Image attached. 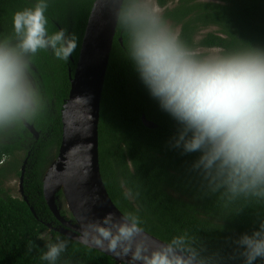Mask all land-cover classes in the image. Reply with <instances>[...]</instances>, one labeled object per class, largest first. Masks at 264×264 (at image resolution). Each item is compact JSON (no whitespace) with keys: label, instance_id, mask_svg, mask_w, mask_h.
Returning <instances> with one entry per match:
<instances>
[{"label":"trees","instance_id":"obj_1","mask_svg":"<svg viewBox=\"0 0 264 264\" xmlns=\"http://www.w3.org/2000/svg\"><path fill=\"white\" fill-rule=\"evenodd\" d=\"M94 2L48 0V34L64 28L77 36L75 62L71 57L58 60L50 48L33 55L31 75L39 86L42 106L27 121L35 125L40 137L36 139L24 121L0 131V264H48L41 256L47 244L57 238L68 245L56 264H119L113 257L57 230L60 222L47 204L43 187V176L62 143V108L71 90L70 70L74 73L76 69ZM157 2L166 7L175 0ZM35 3L36 0H0V38L15 40L14 13L34 7ZM163 17L174 25L182 24L179 37L194 51L198 47L219 48L220 52L250 45L264 47V0H180L167 8ZM210 27L215 29L197 41L201 30ZM127 45L128 34L118 24L99 125L100 165L109 195L127 217H135L138 226L149 234L167 243L186 234L202 247L203 254L218 252L222 264H242L235 239L264 220V199L244 195L231 198L222 189L212 191L203 182L191 167L198 153L184 154L171 146L176 122L160 109L139 80L126 58ZM143 115L158 127H147ZM6 157L11 160L5 161ZM26 160L24 192L29 202L22 195L7 193L2 186L8 173L21 176ZM62 214L73 218L67 207ZM46 232L49 238L43 236Z\"/></svg>","mask_w":264,"mask_h":264},{"label":"clouds","instance_id":"obj_2","mask_svg":"<svg viewBox=\"0 0 264 264\" xmlns=\"http://www.w3.org/2000/svg\"><path fill=\"white\" fill-rule=\"evenodd\" d=\"M47 8L48 0H36L34 7L16 11L15 40L0 38V131L41 109L31 57L50 48L58 60L67 61L77 48V36L67 29L48 34ZM115 16L128 34L127 60L160 109L176 122L171 146L184 154L198 153L191 167L212 191L264 199V47L200 54L180 39L156 0H117ZM138 230L131 216L120 222L115 235L102 229L112 238V248ZM235 244L242 264L264 261V220L240 234ZM67 245L57 238L47 244L41 259L56 264ZM133 261L222 264V257L218 252L203 254L200 245L182 234L161 247L138 246Z\"/></svg>","mask_w":264,"mask_h":264},{"label":"water","instance_id":"obj_3","mask_svg":"<svg viewBox=\"0 0 264 264\" xmlns=\"http://www.w3.org/2000/svg\"><path fill=\"white\" fill-rule=\"evenodd\" d=\"M116 3L117 0H95L91 9L76 69L74 73L70 70L71 90L62 108V143L56 159L43 176V187L47 204L60 222L59 232L113 257L119 264H135L133 253L138 246L152 249L168 243L138 226L131 240H120L116 248H112V238L102 231L109 230L115 235L120 222L127 217L109 195L100 165V111L117 33ZM119 40L122 42V37ZM71 59L75 62L73 54ZM142 119L147 127H158L146 115ZM24 125L39 139L40 132L33 123L24 121ZM26 163L27 160L22 167L19 187L29 202L24 192ZM60 192L73 219L62 214ZM125 248L129 250L125 252Z\"/></svg>","mask_w":264,"mask_h":264},{"label":"rangeland","instance_id":"obj_4","mask_svg":"<svg viewBox=\"0 0 264 264\" xmlns=\"http://www.w3.org/2000/svg\"><path fill=\"white\" fill-rule=\"evenodd\" d=\"M176 1H178V0H176ZM176 1L174 3L169 2L168 6L173 7L177 3ZM156 3H157V5L160 8L161 13H162L164 11V8L160 7L157 0H156ZM171 27L177 33L180 32V30H179L180 28L173 27V26H171ZM214 29H215L214 27H210V28L201 30L200 34L197 36V41L201 37L202 34L204 35V34H206V32L212 31ZM197 52L198 53H204L206 55V54H211V53H219L220 49L219 48H199V49H197ZM18 154L24 155L23 153H18ZM4 159H5V161L11 160L7 157ZM8 164H9V162H8ZM19 182H20V176L16 172L8 173L6 179H4V181H3L2 186L6 189L7 193H10V194L15 195V196H20L21 194L19 191L20 190ZM60 204L62 206V209L67 207L65 198L60 200ZM43 236L45 238H49L50 234L48 232H46Z\"/></svg>","mask_w":264,"mask_h":264},{"label":"flooded vegetation","instance_id":"obj_5","mask_svg":"<svg viewBox=\"0 0 264 264\" xmlns=\"http://www.w3.org/2000/svg\"><path fill=\"white\" fill-rule=\"evenodd\" d=\"M176 1V0H175ZM177 3L176 4H178L179 2H180V0H178V1H176ZM174 3V2H173ZM159 4V3H158ZM175 4V5H176ZM174 5V6H175ZM161 7V6H160ZM162 8H164V11L162 12V15H163V13L165 12V10H167V8H171V7H169L168 5L166 6V7H162ZM167 22L171 25V26H173V27H178V28H180L179 30H180V32H178V35L180 36V34H181V32H182V24H177V25H174L170 20H168L167 19ZM200 47H198L197 49H199ZM196 49V50H197ZM197 52V51H196ZM35 80V79H34ZM66 216V218L67 219H73V218H71L69 215H65Z\"/></svg>","mask_w":264,"mask_h":264}]
</instances>
